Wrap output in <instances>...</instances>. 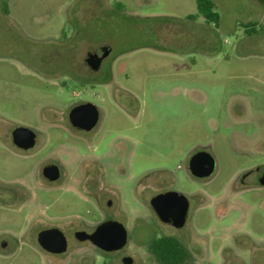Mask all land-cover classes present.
Returning <instances> with one entry per match:
<instances>
[{
    "label": "rangeland",
    "instance_id": "1",
    "mask_svg": "<svg viewBox=\"0 0 264 264\" xmlns=\"http://www.w3.org/2000/svg\"><path fill=\"white\" fill-rule=\"evenodd\" d=\"M213 1L217 26L202 16L182 19L197 12L196 0H0V264H108V255L89 241L74 239L69 228L65 251L52 254L37 245V200L33 194L20 197L16 190L36 163L12 149L8 134L18 123L46 132L48 147L69 174L98 170L86 161L103 162L129 217L146 214L140 203L148 201L165 176L174 177L186 194L200 191L212 201L226 194L238 169L234 164L241 160L230 156L226 142L230 129L240 139L243 128L241 120L231 121L227 106H237L235 98L245 96L252 107L264 109V2ZM169 25L180 28L170 40L163 32ZM101 42L111 48L104 65L113 60L116 81L126 90L103 83L109 79L104 68L90 72L85 84L71 78L72 62ZM175 87L183 98L177 104L182 118L172 122L163 114ZM183 88L195 89L197 97L205 94L206 101L188 99ZM132 95L139 99L135 119L130 116L136 113L135 101L123 105ZM82 99L97 105L103 116L92 140L77 142L68 131L67 110ZM170 130L177 133L172 143L167 142ZM205 143L217 156L216 168L207 178H195L186 156ZM248 200L239 192L226 209L213 202L195 211L191 225L197 234L207 235L210 250L194 264L262 262L264 208H247ZM55 208L62 217H98L86 199ZM244 234L256 243H248ZM243 248L254 255L237 259L236 251Z\"/></svg>",
    "mask_w": 264,
    "mask_h": 264
},
{
    "label": "flooded vegetation",
    "instance_id": "2",
    "mask_svg": "<svg viewBox=\"0 0 264 264\" xmlns=\"http://www.w3.org/2000/svg\"><path fill=\"white\" fill-rule=\"evenodd\" d=\"M211 1L213 5H211L210 8L216 11L214 8L215 3L213 0ZM201 16L204 21L212 22L216 26L218 25V21L212 20L211 18L209 19L198 10L196 13H188L182 19L195 21ZM179 29V27L169 25L163 27V32L164 34H168L170 40L178 36L176 33H178ZM181 34V37L186 36L183 33ZM155 50L166 51L163 49ZM168 52L172 55H182V53L176 52L175 50H168ZM110 53L111 48L109 44L105 42H101L93 48H85L82 51L80 60L72 62L70 65L69 70L71 78L77 80L78 83L85 84L89 79L90 72H100L101 69L104 68L107 69L109 79L102 80V82L107 83L112 89L118 88L126 90L116 81L112 69L113 60L107 66L104 65L105 59ZM175 89L177 91L173 92L171 98L169 97L170 100L166 110L167 112L163 114V118L171 120L172 122L180 121L182 118L177 104L183 98L179 96L180 92H178V89L180 88L175 87ZM182 90L184 96L198 103H204L207 99L205 94L201 97H197L192 93L195 89L187 90L183 88ZM132 96L133 97L126 99L123 105L127 107V105H132L133 100L135 101L136 113L130 114L131 118L135 119L139 110V108H137L139 99L134 95ZM235 99L237 102L240 101V103H238L237 106L228 105L226 112L232 122L239 124V120H241V125L243 126L242 137L236 139L235 133L237 130L230 129V139L227 140V145L225 147L230 153V156L237 160L240 158L241 160L236 161L237 163L234 164V167L238 169L226 188V194L216 197L214 201H212L208 195L200 191L186 194L176 187V180L174 177L165 176V178L157 180L154 185L156 186V190L150 194L148 201L140 203V206L145 208L146 214H133L130 217L123 204L120 190L115 187V185H111L110 178L107 177L103 170V162L86 161L88 164L91 162L97 164L98 170L88 171L84 169L79 173L69 174L66 172L63 163H61L53 150H51V147H48L50 144L46 132L38 130L34 126L26 123L13 125L8 134L13 151L19 157L29 158L36 162L33 171L31 172V170H28L27 179L19 183L16 190L20 197L26 196L31 198L33 194L34 199L37 200L40 210H37L39 215L36 220V224H38V230L35 235L37 245L44 251L49 252L39 244V232L56 227L64 233L68 241L65 230L69 228L70 230L72 229L70 235L74 239L78 241H89L102 254L108 255V264H160L157 260V252H159L161 248L168 249V244L166 242H161L162 239L166 238H173L177 241V260L179 264H194L195 261L199 262L205 260L210 250L208 237L205 234H197L194 227L191 225L192 216L199 207L214 202V206L217 207L220 205L226 209L231 197L235 193L242 192L246 193L249 197L248 203L246 204L247 208H264V109L259 105L252 107L249 99L245 96L236 97ZM87 103H92L95 106L97 118L91 126L86 128L75 123L82 122V119L79 117V119L76 117L73 118L71 112L76 106ZM102 116V110L93 102L85 99L74 101L67 110V127L69 129V134L77 142L92 140L97 132V123L101 120ZM215 120V117H209V121L212 123H214ZM17 127L27 128L21 131V134L24 135L29 134L31 131L33 143L30 146L24 147L15 143L13 130ZM175 135H177L175 131H168L167 142H174ZM22 141L26 142L25 140ZM210 146V143L196 145V147L187 154V168L191 176L195 178H207L214 172L218 159L214 152L207 148ZM204 152L211 156L213 160V169L210 174L206 176H195L190 170V160L194 155L202 157L205 154ZM113 171L115 172V169H113ZM141 180L132 188L133 193L136 192L137 185ZM149 188L151 189V187ZM2 193L3 192L0 191V199L4 198ZM158 193L169 194L167 206L171 211H169L165 219L159 217L151 201L153 196ZM13 195L15 194H11V196ZM82 199H86L92 203L98 213L96 219L90 221L85 220L74 213H71L70 218L69 216L62 217L56 214V205L70 207L75 201ZM64 200L65 202L62 203ZM183 207L184 214L182 221L179 225H176L175 219L177 212H180V210L182 211ZM104 221H117L123 225L126 240L119 248L105 250L98 247L89 238L79 240L75 236V232L78 230H83L88 233L92 232L98 224ZM243 236H245L248 243H256L249 234H244ZM160 243H162V245ZM235 254L237 259H242L244 255L253 256L254 252L248 248H243L237 250ZM170 264H176L174 259ZM257 264H264V257L262 262Z\"/></svg>",
    "mask_w": 264,
    "mask_h": 264
},
{
    "label": "water",
    "instance_id": "3",
    "mask_svg": "<svg viewBox=\"0 0 264 264\" xmlns=\"http://www.w3.org/2000/svg\"><path fill=\"white\" fill-rule=\"evenodd\" d=\"M71 116L73 118H81L82 122L75 123L87 128L96 121L97 110L92 103L82 104L73 108ZM25 129L27 128L17 127L13 130V135L16 144L27 147L33 143V139L30 130H28L30 131L29 134H21V131H24ZM22 140H25L26 142H23ZM212 169L213 160L207 153H205L202 157L194 155L190 160V170L195 176H206L210 174ZM168 195V193H158L153 196L151 200L157 214L161 219H165L169 211H171L167 206ZM183 214L184 207L182 211L180 210V212H177L175 219L176 225L181 223ZM75 236L79 240L89 238L94 244L105 250L117 249L122 246L126 240L125 229L123 225L117 221L101 222L90 233L83 230H78L75 232ZM38 242L42 248L52 253H60L65 251L67 248V240L64 233L56 227L48 228L39 232Z\"/></svg>",
    "mask_w": 264,
    "mask_h": 264
},
{
    "label": "trees",
    "instance_id": "4",
    "mask_svg": "<svg viewBox=\"0 0 264 264\" xmlns=\"http://www.w3.org/2000/svg\"><path fill=\"white\" fill-rule=\"evenodd\" d=\"M197 1V10L201 12L204 16L211 18L212 20L218 21L219 15L216 11H213L210 6L213 5L211 0H196ZM264 2V0H260ZM162 243L168 244V249L161 248L159 252H157V260L160 264H170L173 259L178 263V243L173 238L162 239ZM162 243H160L162 245Z\"/></svg>",
    "mask_w": 264,
    "mask_h": 264
}]
</instances>
